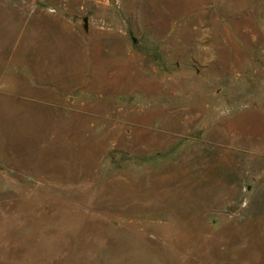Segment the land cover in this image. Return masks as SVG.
Here are the masks:
<instances>
[{
	"label": "rangeland",
	"instance_id": "obj_1",
	"mask_svg": "<svg viewBox=\"0 0 264 264\" xmlns=\"http://www.w3.org/2000/svg\"><path fill=\"white\" fill-rule=\"evenodd\" d=\"M0 264H264V0H0Z\"/></svg>",
	"mask_w": 264,
	"mask_h": 264
},
{
	"label": "water",
	"instance_id": "obj_2",
	"mask_svg": "<svg viewBox=\"0 0 264 264\" xmlns=\"http://www.w3.org/2000/svg\"><path fill=\"white\" fill-rule=\"evenodd\" d=\"M85 20H86V19H85ZM250 189H251V187L248 188V190H250Z\"/></svg>",
	"mask_w": 264,
	"mask_h": 264
}]
</instances>
